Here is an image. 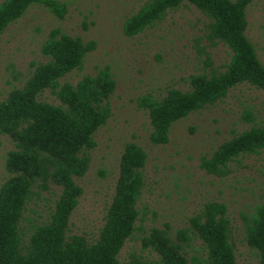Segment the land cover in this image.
Instances as JSON below:
<instances>
[{
    "label": "rangeland",
    "instance_id": "1",
    "mask_svg": "<svg viewBox=\"0 0 264 264\" xmlns=\"http://www.w3.org/2000/svg\"><path fill=\"white\" fill-rule=\"evenodd\" d=\"M55 1L65 5L61 19L41 3H33L0 35V100L22 86L32 64L47 60L40 47L51 31L83 43L94 42L81 69L61 77L59 84L74 85L81 77L108 68L114 82L106 100L110 114L92 136L94 147L86 152V172L73 179L82 193L69 217V234L82 235L88 242L97 237L113 193L123 145L132 142L145 158L137 170L141 185L134 205V230L118 252L120 262L130 255L155 260L152 252L140 251L142 236L159 229L173 237L176 231L187 228L188 219L199 214L206 203L214 202L224 207L228 220L233 264H258L257 253L244 241L242 216L251 215L256 206L264 207V149L229 162L223 175L207 174L199 162L222 142L252 125L264 124V91L237 85L214 105L173 123L166 144L151 145L148 115L137 108L136 99L145 94L159 99L169 89L187 91L189 76L222 71L228 61L227 48L222 44L209 46L202 39L206 19L187 3L167 11L160 22L129 38L122 35V22L147 0ZM244 18V36L264 65V0H251ZM37 99L58 104L48 91ZM245 113L252 122L245 120ZM10 150L11 141L0 135V185L7 177L4 158ZM32 191L37 195L25 204L19 222L24 242L32 225L48 220L59 194V188L50 183L45 190L33 187ZM184 253L188 260L202 256L200 242L191 240Z\"/></svg>",
    "mask_w": 264,
    "mask_h": 264
},
{
    "label": "trees",
    "instance_id": "2",
    "mask_svg": "<svg viewBox=\"0 0 264 264\" xmlns=\"http://www.w3.org/2000/svg\"><path fill=\"white\" fill-rule=\"evenodd\" d=\"M251 0H147L121 25L122 35L133 37L160 22L167 11L183 3L193 6L205 19L202 39L209 46L222 44L228 61L222 71L188 77L189 89H169L159 99L145 94L136 99L138 109L148 115L151 145H164L171 125L188 114L212 106L237 85L264 91V65L258 62L244 36L245 7ZM33 3H41L61 19L65 5L55 0H2L0 35L20 18ZM94 42L51 31L40 47L47 58L32 64V71L20 88L10 90L0 100V135L6 136L13 150L6 153L7 177L0 185V264H233L228 243V220L224 207L206 203L199 214L188 219L187 228L170 237L166 230L151 229L139 240L140 251L156 259L130 255L117 259L118 252L134 230L135 201L141 185L137 170L145 155L134 143L123 145L110 202L97 237L88 242L82 235L69 234L68 221L82 193L74 178H81L88 167L87 151L94 147V132L109 117L106 102L114 82L107 67L94 76L85 75L74 85L58 80L72 70L81 69L84 56ZM48 91L58 104L39 101ZM245 120L252 118L245 113ZM264 149V124L222 142L199 166L207 174L223 175L229 162L258 154ZM50 183L59 188L48 220L32 225L26 241L19 222L25 204L37 195L33 187L45 190ZM244 241L264 264V207L256 206L242 216ZM191 240L200 242L202 256L186 259L184 247Z\"/></svg>",
    "mask_w": 264,
    "mask_h": 264
}]
</instances>
